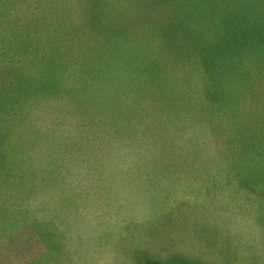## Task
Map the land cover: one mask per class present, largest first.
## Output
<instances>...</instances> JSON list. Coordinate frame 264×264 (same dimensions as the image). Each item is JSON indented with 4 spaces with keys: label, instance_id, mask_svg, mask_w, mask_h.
I'll return each mask as SVG.
<instances>
[{
    "label": "rangeland",
    "instance_id": "rangeland-1",
    "mask_svg": "<svg viewBox=\"0 0 264 264\" xmlns=\"http://www.w3.org/2000/svg\"><path fill=\"white\" fill-rule=\"evenodd\" d=\"M251 1L0 0V245L29 224L32 264L231 256L232 202L264 210Z\"/></svg>",
    "mask_w": 264,
    "mask_h": 264
},
{
    "label": "crops",
    "instance_id": "crops-1",
    "mask_svg": "<svg viewBox=\"0 0 264 264\" xmlns=\"http://www.w3.org/2000/svg\"><path fill=\"white\" fill-rule=\"evenodd\" d=\"M254 194V193H253ZM264 203L261 193L254 196ZM261 197V198H260ZM247 197L233 201V216L228 220L232 255L215 254L213 264H264V210L246 206ZM217 237V236H216ZM222 240V236L217 237ZM43 237L29 224L9 235L0 245V264H32L46 252ZM17 242V245H15Z\"/></svg>",
    "mask_w": 264,
    "mask_h": 264
},
{
    "label": "trees",
    "instance_id": "trees-1",
    "mask_svg": "<svg viewBox=\"0 0 264 264\" xmlns=\"http://www.w3.org/2000/svg\"><path fill=\"white\" fill-rule=\"evenodd\" d=\"M264 4V2H260V1H256V0H252L251 1V5L254 7V8H257V5L259 6V8ZM252 33V32H251ZM252 35V34H251ZM259 55L262 57H264V47H262L261 45L258 46V48H256ZM255 49V50H256ZM253 51V49H252ZM257 58V57H256ZM236 114L238 116L235 117V121H237L238 123V126L242 129H236L235 131L238 132L239 135H246V133L243 131V128H245L244 126H242V122L241 121H244V120H240V117L241 115H239V112L237 111L236 109ZM253 122L255 121H259L260 118L257 117V116H253L252 119H251ZM250 120V121H251ZM249 121V122H250ZM214 126V125H213ZM216 127V126H214ZM247 129L252 133L253 136H257V135H260L262 134L263 137H264V129L260 126V125H253L252 127L251 126H247ZM244 141V140H243Z\"/></svg>",
    "mask_w": 264,
    "mask_h": 264
}]
</instances>
